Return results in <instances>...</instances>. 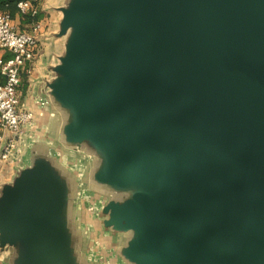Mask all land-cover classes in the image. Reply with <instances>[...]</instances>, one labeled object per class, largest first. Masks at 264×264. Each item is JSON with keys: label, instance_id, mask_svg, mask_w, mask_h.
Segmentation results:
<instances>
[{"label": "water", "instance_id": "1", "mask_svg": "<svg viewBox=\"0 0 264 264\" xmlns=\"http://www.w3.org/2000/svg\"><path fill=\"white\" fill-rule=\"evenodd\" d=\"M54 9L62 47L35 102L59 146L26 143L0 182V263L264 264V0ZM83 209L120 235L114 250Z\"/></svg>", "mask_w": 264, "mask_h": 264}, {"label": "built area", "instance_id": "2", "mask_svg": "<svg viewBox=\"0 0 264 264\" xmlns=\"http://www.w3.org/2000/svg\"><path fill=\"white\" fill-rule=\"evenodd\" d=\"M19 10L36 16L41 11L33 0H20ZM45 33V20H36L29 30L19 29L11 13L0 10V47L11 55L1 60L0 80V145L4 164L11 167L23 152L27 127H34L35 113L21 102L25 74H31L39 56L40 41Z\"/></svg>", "mask_w": 264, "mask_h": 264}, {"label": "rangeland", "instance_id": "3", "mask_svg": "<svg viewBox=\"0 0 264 264\" xmlns=\"http://www.w3.org/2000/svg\"><path fill=\"white\" fill-rule=\"evenodd\" d=\"M63 0H38L37 3L43 12H47V25H46V33L45 38H43L42 43L40 44V47H42V51L39 52V59L42 61L41 66L46 64L47 61H53L55 60V54L60 51L61 45H60V39L57 40V43L53 37H51V32L55 30L56 27V20L57 17L61 14L59 11H56L54 9V6L61 5ZM15 25L20 29L22 28V25L20 23V18L17 16L14 18ZM39 47V48H40ZM40 74V71L34 70L31 74H25L23 78V83L21 86L22 90V96H21V102L24 107H32L33 100L36 98L35 96L38 95V90L40 87V78L38 77ZM1 81L3 80V77L1 76ZM36 101V100H35ZM41 108V106H39ZM39 112V111H37ZM48 114L44 112H39L37 114V119L34 121L33 124L34 127H29L31 129L29 131V139L30 141L36 140L39 138V140H45L47 142H50L57 150L58 142L56 140L55 136V125L53 122H50L49 117H47ZM60 158L63 162L67 163L70 167L73 168L76 172H81L84 170L87 166V158L85 155L78 153L74 150H61L57 151ZM14 169L11 170V168H7L6 166H3L2 169H0V182L4 180H10L14 174ZM104 200V198L102 199ZM101 203L100 201H98ZM86 205L88 202L85 203ZM83 219L85 220L84 226L87 230V234L92 235L90 239H94L95 245L101 246L100 250L103 251H111L114 250V246L117 245L119 242L120 235L114 232H110L107 230V233H98V236L94 235V232L96 230V226L99 225V223L103 226L102 223V215H100L98 212H92L83 214ZM88 223V225H87ZM106 230V229H105ZM102 240H101V239ZM121 238V237H120ZM99 240V241H97Z\"/></svg>", "mask_w": 264, "mask_h": 264}, {"label": "crops", "instance_id": "4", "mask_svg": "<svg viewBox=\"0 0 264 264\" xmlns=\"http://www.w3.org/2000/svg\"><path fill=\"white\" fill-rule=\"evenodd\" d=\"M57 11V10H56ZM47 12H44V16H42V18H43V21L45 20V33H46V25H47V20H46V18H47ZM59 17H60V15H59ZM59 17H57V19L55 18V20H56V27L58 26V19H59ZM57 29V28H56ZM55 29V30H56ZM55 30H53V31H55ZM52 31V32H53ZM45 33L43 34V36H42V38H41V41H40V44L42 43V41H43V38H45ZM55 39V41H56V43H57V40H58V38H54ZM60 39V38H59ZM60 45H61V47H62V39H60ZM41 51H42V47H40L39 48ZM40 50H39V52H40ZM10 53V51H8V50H5V49H3V48H1L0 47V78H1V60H2V58H3V56H7L8 54ZM58 53V52H57ZM40 55V54H39ZM55 59H56V54H55ZM55 60H53V61H47L46 62V64H44L43 66H41V68L42 69H40V64H42V61L39 59V56H38V59L36 60V62H35V66H34V70L36 69V70H38V71H40V74H39V78L41 79L40 81H42V78L44 77V76H46V73H47V65L48 64H50V63H53ZM40 96V91L38 90V95L37 96H35L36 98L33 100V105H32V107L30 108L31 110H33L34 111V113H35V119H37V114L39 113V112H44V113H47L48 114V116L47 117H49V120H52L53 118H55L56 116H54V114L52 113V112H50V111H48V110H45L43 107H41V108H39V104H36V102H35V100L38 98ZM37 111H39V112H37ZM53 121H55V119H53ZM31 129H29V127H27V132H26V135H25V144L27 143V146H28V144L30 143L31 144V146H32V144H33V141H30L31 139H29V137H31L30 135H29V131H30ZM27 146L24 148V150H23V152H24V162H25V164H27L28 162H29V158H30V148H31V146L30 147H28L29 149H27ZM27 149V150H26ZM65 163V162H64ZM65 164H67V163H65ZM3 166H6L7 168H11V170H12V167L9 165V164H3L2 165V167ZM94 201H96V200H94ZM85 213H90V211H88L87 209H83V211H82V213H81V216H80V218H81V222H82V225H83V227H85L84 226V223H85V220L83 219V214H85ZM87 225H88V223H87ZM100 231H102L103 233H107L106 232V230L103 228V226L99 223V225H97L96 226V230H95V232H94V235H96V237L98 236V233H102V232H100ZM92 235H90V237H91ZM92 240H94V239H91L90 241H92ZM0 264H8L3 258H1V263Z\"/></svg>", "mask_w": 264, "mask_h": 264}, {"label": "trees", "instance_id": "5", "mask_svg": "<svg viewBox=\"0 0 264 264\" xmlns=\"http://www.w3.org/2000/svg\"><path fill=\"white\" fill-rule=\"evenodd\" d=\"M19 1L20 0H0V10L9 11L13 18H16L18 16L20 18V23L22 25L21 29L29 30L31 25L36 20L43 19L42 16H44V12L40 11L39 14L36 15V16H32V15H29V14H24L18 8V2ZM33 1L35 3H37L38 0H33ZM10 55H11V53H9L7 56H3V58H7Z\"/></svg>", "mask_w": 264, "mask_h": 264}]
</instances>
